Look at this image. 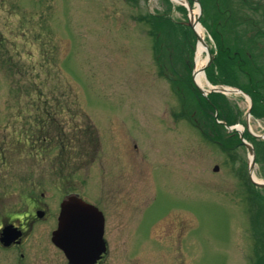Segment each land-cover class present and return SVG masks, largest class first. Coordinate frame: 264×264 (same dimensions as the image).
Masks as SVG:
<instances>
[{
  "label": "rangeland",
  "instance_id": "374dc122",
  "mask_svg": "<svg viewBox=\"0 0 264 264\" xmlns=\"http://www.w3.org/2000/svg\"><path fill=\"white\" fill-rule=\"evenodd\" d=\"M201 1V15L197 4L187 2L214 47L215 29L218 41L231 39L225 19L235 16L249 35L264 30V0H252L253 9L242 4L248 0ZM190 10L172 0H0V124L18 127L22 108V139L30 140L41 115L34 100L45 98L46 108H74L80 124L92 116L103 133L100 164L97 158L90 170L61 150L53 163L37 165L39 157L22 146V187L28 189L37 174L52 206L71 191L100 202L109 247L101 264H264V190L249 182L248 151L229 149L199 130L213 112L204 110L185 77L184 63L196 44L187 26ZM204 64L205 57L198 66ZM245 69L252 73L251 66ZM238 72L243 76L242 68L237 78ZM253 75L263 85L264 68ZM226 102L236 104L246 120L249 100L227 95ZM249 123L253 133L264 135V118L251 116ZM254 144L255 175L264 181V141ZM117 145L121 152L127 145L129 154L116 161ZM56 176L71 181L55 190ZM105 176L112 185H128L127 203L133 191V212L114 207L118 196L107 194L99 180ZM162 215L150 229V221ZM52 226L40 223V237ZM47 243L41 250L28 244L29 260L64 264L62 253ZM6 253L0 258L16 256Z\"/></svg>",
  "mask_w": 264,
  "mask_h": 264
},
{
  "label": "flooded vegetation",
  "instance_id": "af4514ba",
  "mask_svg": "<svg viewBox=\"0 0 264 264\" xmlns=\"http://www.w3.org/2000/svg\"><path fill=\"white\" fill-rule=\"evenodd\" d=\"M245 54L249 59L253 58L250 53L246 52ZM259 56L264 58V49L261 50ZM233 65L234 62H232ZM55 112L53 110L49 112L53 113L51 116L46 115L41 118V123L57 121L54 115ZM19 117L20 125L18 127L11 124H0V238L3 229L9 228V243L6 249L17 251L18 264H33L34 261L26 260L24 248L33 233L34 236L30 241V245L35 246L37 250H41L42 243L45 246L46 242L43 236L40 237L39 235L38 229L41 227H38V225L55 219L56 212L49 205L47 187L44 189L40 180L37 182V174H34L36 175L34 180H30L28 189L27 186L26 188L22 187V146L24 148L25 145H28V152L31 154L34 152V155L39 157L35 161L38 165L43 161L53 162L56 159L57 156H53V154L58 152L59 141L58 134L54 133L55 140H46V137H43V141L24 142V145L22 143V108L19 110ZM42 152H52V156L43 157ZM90 160H93V158H90ZM57 180L58 176L54 179V188L60 190ZM108 189L113 194L122 192V189L119 190L118 187L113 188L110 186ZM64 195L66 196V194ZM118 197L119 199L116 200L114 207L119 208V211L130 207L128 203L123 205L124 194L121 193ZM122 221H117L118 226H121ZM122 225L124 224L122 223Z\"/></svg>",
  "mask_w": 264,
  "mask_h": 264
},
{
  "label": "water",
  "instance_id": "95a60500",
  "mask_svg": "<svg viewBox=\"0 0 264 264\" xmlns=\"http://www.w3.org/2000/svg\"><path fill=\"white\" fill-rule=\"evenodd\" d=\"M244 144L254 160L252 146ZM252 165L253 162L251 168ZM254 183L264 187V183ZM52 241L64 251L71 264H93L105 251L102 214L81 199L70 197L61 204Z\"/></svg>",
  "mask_w": 264,
  "mask_h": 264
},
{
  "label": "bare ground",
  "instance_id": "6f19581e",
  "mask_svg": "<svg viewBox=\"0 0 264 264\" xmlns=\"http://www.w3.org/2000/svg\"><path fill=\"white\" fill-rule=\"evenodd\" d=\"M195 31L200 36V40L198 41L196 52H195V66L199 68L200 66H198V65H201L204 63L203 55H204V52L207 51V48H206L204 42L202 41L204 38V31H203L202 26L200 24H197L195 27ZM201 38H202V40H201ZM201 57H203V58H201ZM202 77H204V74L202 73V71L198 70L197 74H196V81L200 85H202Z\"/></svg>",
  "mask_w": 264,
  "mask_h": 264
},
{
  "label": "trees",
  "instance_id": "16d2710c",
  "mask_svg": "<svg viewBox=\"0 0 264 264\" xmlns=\"http://www.w3.org/2000/svg\"><path fill=\"white\" fill-rule=\"evenodd\" d=\"M227 59H228V61H229V59H230V56H228V58H227Z\"/></svg>",
  "mask_w": 264,
  "mask_h": 264
}]
</instances>
